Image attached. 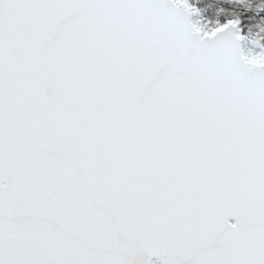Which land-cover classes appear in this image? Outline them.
Segmentation results:
<instances>
[{
  "label": "snow or ice",
  "instance_id": "snow-or-ice-1",
  "mask_svg": "<svg viewBox=\"0 0 264 264\" xmlns=\"http://www.w3.org/2000/svg\"><path fill=\"white\" fill-rule=\"evenodd\" d=\"M200 12L0 0V264H264V37Z\"/></svg>",
  "mask_w": 264,
  "mask_h": 264
},
{
  "label": "trees",
  "instance_id": "trees-1",
  "mask_svg": "<svg viewBox=\"0 0 264 264\" xmlns=\"http://www.w3.org/2000/svg\"><path fill=\"white\" fill-rule=\"evenodd\" d=\"M190 2L200 8L202 23L208 26H214L217 21L222 23L226 20V17L236 16L238 13L242 12L244 8L252 6L250 0H190ZM251 15V13H248L246 14V18L241 20L240 27L245 35L252 24V21L247 19V17ZM260 18H264V10L259 12L257 20Z\"/></svg>",
  "mask_w": 264,
  "mask_h": 264
},
{
  "label": "clouds",
  "instance_id": "clouds-1",
  "mask_svg": "<svg viewBox=\"0 0 264 264\" xmlns=\"http://www.w3.org/2000/svg\"><path fill=\"white\" fill-rule=\"evenodd\" d=\"M250 3L252 5L251 7L244 8V10L238 13L236 16L226 17V19L238 17L240 20H243L246 18V14L251 13L252 15L247 17V19L252 21L251 27L246 34L249 40L257 38L258 36L264 37V18L257 20L259 12L264 10V0H250Z\"/></svg>",
  "mask_w": 264,
  "mask_h": 264
},
{
  "label": "water",
  "instance_id": "water-1",
  "mask_svg": "<svg viewBox=\"0 0 264 264\" xmlns=\"http://www.w3.org/2000/svg\"><path fill=\"white\" fill-rule=\"evenodd\" d=\"M191 19L195 22L194 17H191ZM152 261V264H158L157 258L155 256L150 258Z\"/></svg>",
  "mask_w": 264,
  "mask_h": 264
},
{
  "label": "rangeland",
  "instance_id": "rangeland-1",
  "mask_svg": "<svg viewBox=\"0 0 264 264\" xmlns=\"http://www.w3.org/2000/svg\"><path fill=\"white\" fill-rule=\"evenodd\" d=\"M195 19H196V20H199L200 23H201V20H200V19H201V18H200V14H199V16H195Z\"/></svg>",
  "mask_w": 264,
  "mask_h": 264
}]
</instances>
